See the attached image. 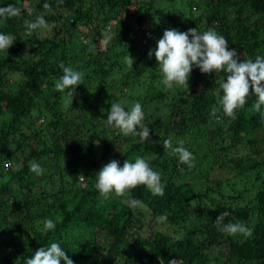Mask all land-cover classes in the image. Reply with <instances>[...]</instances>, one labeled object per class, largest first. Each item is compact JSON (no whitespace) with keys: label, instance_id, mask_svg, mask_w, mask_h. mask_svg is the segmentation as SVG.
Segmentation results:
<instances>
[{"label":"trees","instance_id":"obj_1","mask_svg":"<svg viewBox=\"0 0 264 264\" xmlns=\"http://www.w3.org/2000/svg\"><path fill=\"white\" fill-rule=\"evenodd\" d=\"M0 44V264H264V0H0Z\"/></svg>","mask_w":264,"mask_h":264},{"label":"rangeland","instance_id":"obj_2","mask_svg":"<svg viewBox=\"0 0 264 264\" xmlns=\"http://www.w3.org/2000/svg\"><path fill=\"white\" fill-rule=\"evenodd\" d=\"M134 9H132L133 11ZM243 12V11H242ZM248 11H244L243 12V15L247 14ZM234 13H236L235 9L233 10V13L232 15H234ZM237 14H240V13H237ZM112 22H115V21H112ZM56 30L55 29H52L51 26H49L48 28H46L45 31H43L41 33V36H45V35H52ZM99 46L102 47V48H105L106 47V44H104V42H100L99 43ZM3 51V47L2 45L0 44V53ZM203 63L206 64V62L201 59ZM183 63V62H182ZM188 62H184L182 64V66L184 64H186ZM191 63V62H190ZM131 65H133L132 61H129L126 66L122 69V70H119V66H118V70L117 72L114 74L115 78H119L120 76H124L125 73H127V71L129 70V68L131 67ZM196 64H194L190 69H189V72L190 73H194L193 70H194V66ZM176 72L174 73H168L166 74L163 79L161 80H157L156 81V85L160 88V89H163L165 95L163 96L164 97V100H165V103H168L171 101L172 99V96H174L175 94L179 93H183L186 91H189L191 90V88L194 86V83L193 82H187L185 83L183 78H182V75H181V69L179 67H177L175 69ZM148 74V73H147ZM141 76V75H139ZM152 78L151 76H146L144 75V77L142 78V84L140 85L141 89H139L138 91L134 92V93H137V92H141L142 95L144 94H147V92H150L151 89H148L147 86H150L151 85V81H152ZM12 83H15L14 82V79L11 78L9 79V84H12ZM159 99L161 100V97L159 96ZM137 107V106H136ZM139 107L140 106V103H139ZM139 107L137 108H134V110H139ZM132 108V107H131ZM133 109V108H132ZM142 109V108H141ZM150 116H153V117H156L157 115H164V110H161V109H158L157 106H153L151 110H146ZM136 113V112H135ZM159 113V114H158ZM101 128V127H100ZM130 128L133 129V127L130 125ZM127 130H130L129 128L123 126L121 129L117 130L113 135H114V138L113 137H110L111 139H113V143L117 146L120 147V143H123L127 140L128 138V131ZM134 130V129H133ZM207 144L209 142H206ZM205 145V147H203V149H207L208 145ZM102 146H100V150H102ZM250 151H252V149L250 148H247L246 150L244 149L243 152H245L246 154H248ZM242 152V150H241ZM101 155V153H100ZM201 161H206V157H205V154H203L201 157H200ZM200 162V160H198V163ZM208 162V161H207ZM203 163V162H201ZM209 168H201L199 170V174L200 175L198 177V183H201L203 184V186H211L212 190H213V193L215 194V199H219L221 198L220 196H218L217 194H219L223 188V186H225V184L227 182H230L231 184H233L235 186V190L233 189V193L234 194H238V192H245L246 195H248L247 193H249V188H253V186L255 185V183H257L256 181V178H255V172H253L251 175V179L249 180V182L247 183L246 181L248 180L247 177L246 178H242L240 177L239 175H237V177H234V174L233 173H230L228 172L227 169L225 168H218L215 166V169H213V174H209L207 173V170ZM236 172V171H235ZM210 175V176H209ZM9 175L6 173L4 175H1L0 177V185L5 182L7 179H8ZM82 177H84V175H80V181H82ZM242 178V179H241ZM85 181V180H83ZM223 181V182H222ZM86 182V181H85ZM108 187L110 188H113L112 186V183L111 181H108L107 182V185ZM40 186H36V188H39ZM231 187H229L230 189ZM228 187L226 188L225 192L227 191ZM230 197V196H228ZM208 200H209V196H208ZM233 199H229L228 202H232ZM214 208V205L212 203H209L208 201V207H207V212H210L212 209ZM33 213H35V210H33ZM38 225L41 229L45 228V227H48L49 226V222H46V223H42L40 222V220H37V225L35 224H29L28 226H25V230H26V236L27 237H31V234H29V231L31 229H39L38 228ZM246 236V233L245 231H242L241 233V237H243V239L245 238ZM31 239V238H29ZM156 264H158V262H156Z\"/></svg>","mask_w":264,"mask_h":264},{"label":"clouds","instance_id":"obj_3","mask_svg":"<svg viewBox=\"0 0 264 264\" xmlns=\"http://www.w3.org/2000/svg\"><path fill=\"white\" fill-rule=\"evenodd\" d=\"M7 167V166H6ZM84 179V177H82V180Z\"/></svg>","mask_w":264,"mask_h":264}]
</instances>
